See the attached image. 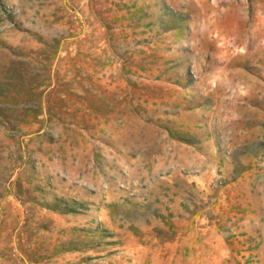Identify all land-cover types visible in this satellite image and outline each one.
Listing matches in <instances>:
<instances>
[{"label": "rangeland", "instance_id": "1", "mask_svg": "<svg viewBox=\"0 0 264 264\" xmlns=\"http://www.w3.org/2000/svg\"><path fill=\"white\" fill-rule=\"evenodd\" d=\"M0 264H264V0H0Z\"/></svg>", "mask_w": 264, "mask_h": 264}]
</instances>
